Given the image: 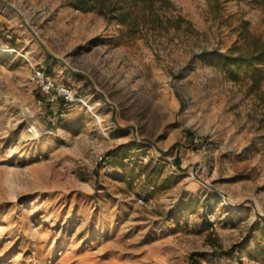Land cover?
<instances>
[{
	"label": "rangeland",
	"instance_id": "rangeland-1",
	"mask_svg": "<svg viewBox=\"0 0 264 264\" xmlns=\"http://www.w3.org/2000/svg\"><path fill=\"white\" fill-rule=\"evenodd\" d=\"M72 1L0 0V264H264V0Z\"/></svg>",
	"mask_w": 264,
	"mask_h": 264
},
{
	"label": "trees",
	"instance_id": "trees-1",
	"mask_svg": "<svg viewBox=\"0 0 264 264\" xmlns=\"http://www.w3.org/2000/svg\"><path fill=\"white\" fill-rule=\"evenodd\" d=\"M120 1V2H119ZM125 0H73L71 5L80 10L96 9L106 20L116 19L119 23H126L129 13L124 9ZM133 2L135 0H132ZM130 22V21H129ZM224 70L231 79L238 78V70L245 65L250 72V88L258 87L264 80V41L256 40L245 53L227 54L220 57Z\"/></svg>",
	"mask_w": 264,
	"mask_h": 264
},
{
	"label": "built area",
	"instance_id": "built-area-1",
	"mask_svg": "<svg viewBox=\"0 0 264 264\" xmlns=\"http://www.w3.org/2000/svg\"><path fill=\"white\" fill-rule=\"evenodd\" d=\"M29 81L35 89L44 95H48L51 100L61 98L66 103L77 102L84 105L89 111H91V107H88L84 99L77 96L71 87L64 83L56 82L54 79L46 75L41 69L32 67L31 73L29 74ZM199 168L200 165L198 166V169Z\"/></svg>",
	"mask_w": 264,
	"mask_h": 264
},
{
	"label": "crops",
	"instance_id": "crops-1",
	"mask_svg": "<svg viewBox=\"0 0 264 264\" xmlns=\"http://www.w3.org/2000/svg\"><path fill=\"white\" fill-rule=\"evenodd\" d=\"M43 70H45V69H43ZM46 75H48L49 77H51L52 79H54L56 82L64 83L67 86L71 87L78 96L82 97L85 100V102L91 106V111H88V109L84 105H82V104H75L79 108V114H83V112L86 113V114H88V113L92 112L93 110H96L97 111L98 107L95 104H98V103H90L91 101L89 99H87L86 96L82 95L80 93V91L78 93V91L75 88H73V86L70 85L67 80H62V79H60L58 77L52 76L51 74L49 75L47 73H46ZM82 82H83L82 78H79V83L82 84ZM60 99L61 98H59V100ZM57 102L58 101H56L53 105L55 106V104H58ZM51 108H52V105H50L49 110ZM79 126H80V124H79ZM136 150H139V149H136ZM127 152H130L129 149L122 148V149L118 150L116 153H127Z\"/></svg>",
	"mask_w": 264,
	"mask_h": 264
},
{
	"label": "bare ground",
	"instance_id": "bare-ground-1",
	"mask_svg": "<svg viewBox=\"0 0 264 264\" xmlns=\"http://www.w3.org/2000/svg\"><path fill=\"white\" fill-rule=\"evenodd\" d=\"M95 117H97V116H95Z\"/></svg>",
	"mask_w": 264,
	"mask_h": 264
}]
</instances>
